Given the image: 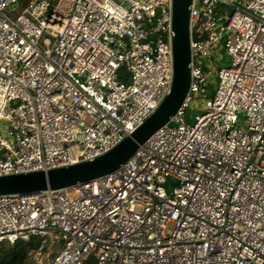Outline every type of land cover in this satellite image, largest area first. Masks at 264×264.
Segmentation results:
<instances>
[{
    "label": "built area",
    "instance_id": "obj_1",
    "mask_svg": "<svg viewBox=\"0 0 264 264\" xmlns=\"http://www.w3.org/2000/svg\"><path fill=\"white\" fill-rule=\"evenodd\" d=\"M19 1L0 0V175L106 152L172 78L171 0L6 12ZM188 27V91L131 157L85 182L0 195V244L37 243L23 264H264V0H191Z\"/></svg>",
    "mask_w": 264,
    "mask_h": 264
},
{
    "label": "water",
    "instance_id": "obj_2",
    "mask_svg": "<svg viewBox=\"0 0 264 264\" xmlns=\"http://www.w3.org/2000/svg\"><path fill=\"white\" fill-rule=\"evenodd\" d=\"M190 3L191 0H171L172 78L169 91L157 107L130 134L92 159L47 170L0 175V195L57 189L114 171L131 157L159 127L169 121L181 105L190 83L191 51L188 27ZM166 181L170 182L171 178L168 177ZM52 256L53 252L49 254V257Z\"/></svg>",
    "mask_w": 264,
    "mask_h": 264
},
{
    "label": "rangeland",
    "instance_id": "obj_3",
    "mask_svg": "<svg viewBox=\"0 0 264 264\" xmlns=\"http://www.w3.org/2000/svg\"><path fill=\"white\" fill-rule=\"evenodd\" d=\"M29 0H20L19 3L17 5L14 6L13 9H7L6 12L11 14L12 11H14L15 13L20 12L23 7L26 5L24 4L25 2H27ZM231 12V10L229 11V13ZM229 61L227 59H225L224 61L221 62H216L213 68H212V75L210 77V83L208 85V89H209V93L208 95H211L217 85V68H219L220 66H228ZM210 65V64H207ZM212 66V64H211ZM207 95V96H208ZM203 101H204V97L202 95L196 94L194 95L193 101L191 102V104L189 105V107L186 110V120L188 123H192L193 122V116L199 112H201L202 108H203ZM242 118V117H241ZM0 130H2L4 128V124L1 123L0 124ZM6 244V243H3ZM34 258L31 255H27L25 262H33Z\"/></svg>",
    "mask_w": 264,
    "mask_h": 264
},
{
    "label": "trees",
    "instance_id": "obj_4",
    "mask_svg": "<svg viewBox=\"0 0 264 264\" xmlns=\"http://www.w3.org/2000/svg\"><path fill=\"white\" fill-rule=\"evenodd\" d=\"M37 243L30 241H16L14 243L0 244V264H23L29 251L35 249ZM89 259L87 264H92Z\"/></svg>",
    "mask_w": 264,
    "mask_h": 264
}]
</instances>
